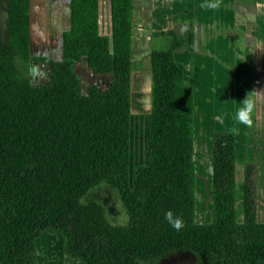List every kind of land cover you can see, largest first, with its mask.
I'll return each mask as SVG.
<instances>
[{"label":"trees","instance_id":"16d2710c","mask_svg":"<svg viewBox=\"0 0 264 264\" xmlns=\"http://www.w3.org/2000/svg\"><path fill=\"white\" fill-rule=\"evenodd\" d=\"M68 28L47 80L12 81L13 48L0 44V264H35L34 241L60 233L63 252L84 264H145L185 250L202 264H264V222L255 220V173L244 166L242 222L235 220V137L210 140L211 221L193 223V92L173 53L150 49L146 158L125 156L130 105L129 40L112 15V46L98 29L99 0H67ZM127 17V8L122 10ZM111 31V30H110ZM191 49L192 31L187 32ZM42 61V58H33ZM91 74L82 89L74 66ZM107 77L101 84L96 78ZM99 183L116 190L126 223L83 196ZM171 210L185 226L164 219Z\"/></svg>","mask_w":264,"mask_h":264},{"label":"rangeland","instance_id":"374dc122","mask_svg":"<svg viewBox=\"0 0 264 264\" xmlns=\"http://www.w3.org/2000/svg\"><path fill=\"white\" fill-rule=\"evenodd\" d=\"M229 9V7H226ZM238 19H235L238 27L248 32L246 43H251L255 49L248 47L249 57L247 67L233 55L219 54L216 43L209 39L202 38L196 34V42L191 46L188 60L183 66L185 83L192 88L193 92V124H192V162L194 169L193 179V223L203 224L211 221V178H210V140L214 131H231L236 136V207L235 220L242 222V197L239 194L240 181L244 174V166L252 164L253 174L256 173L255 189V220L264 221V21H256L255 9L243 4H237L232 8ZM263 19V18H262ZM209 28V26H207ZM253 34H250V33ZM232 34V28H230ZM262 33V34H261ZM252 36V37H251ZM259 39L256 40V37ZM169 38V37H168ZM167 39L151 40L149 49L164 50L167 47ZM261 40V41H260ZM260 42L262 47L260 48ZM134 46H135V42ZM257 43V44H256ZM238 53L237 44L230 43ZM259 46V47H258ZM184 48V47H182ZM180 48V49H182ZM145 48L140 60L139 68L147 69V55ZM148 49V50H149ZM179 49V50H180ZM139 57V56H138ZM25 62L20 65L16 59V72L11 73L12 81L24 79L28 85H39L47 80L46 60H58L60 58V39L57 40V48L51 55L44 56L42 63ZM36 58V57H35ZM175 59V58H174ZM176 60V59H175ZM177 61V60H176ZM38 62V61H37ZM45 62V64H44ZM48 63V62H47ZM19 64V65H18ZM75 72L81 80V87L84 89L90 81L91 74L81 61L74 67ZM148 72V70H146ZM144 76L132 72L130 82V109L127 117L126 148L124 155L129 157V163H144L146 158V131L147 113L149 110V73ZM150 72V71H149ZM186 72V74H185ZM148 74V75H147ZM104 84L108 78H96ZM260 91L255 96V110L253 113V126L251 128L239 124L235 120V113L240 107L239 102L250 91ZM243 181V180H242ZM99 203L105 212L106 219L115 225L126 223V214L121 206L118 194L115 189L105 183H99L87 191L83 198ZM48 234L49 241L53 243L51 254L56 257L65 256L63 252V237L60 233L43 231L37 238ZM53 236V237H49ZM41 238V237H40ZM79 264H84L77 261ZM145 264H202L198 257L185 250L174 251L165 256L143 261Z\"/></svg>","mask_w":264,"mask_h":264},{"label":"crops","instance_id":"0c3cea01","mask_svg":"<svg viewBox=\"0 0 264 264\" xmlns=\"http://www.w3.org/2000/svg\"><path fill=\"white\" fill-rule=\"evenodd\" d=\"M216 3H218L217 7H209ZM237 4H243L245 7L251 5L255 9L257 23L264 21V0H99L97 3L98 29L100 33L109 36L112 46L113 31L110 26H113L112 15L115 10L117 21L115 24H121L129 40V86L132 72L144 76L143 73L148 70L150 78L148 61L147 69L139 68V59L144 54L142 51L145 48L149 53L153 39L157 41L170 38L172 35L180 36L183 38L180 48H184L176 49L173 56L181 65L185 66V63L190 62L188 58L191 51L186 42L189 29L192 31L191 46H194L198 33L202 38H210L212 42H215L219 54L226 55L227 52L230 55L232 49L233 55H238V58H241L240 61L249 67L248 60L243 58L248 54L243 56V53H247L248 47L252 50L255 47L244 41L248 32L238 27L234 21L238 18L232 12V8L235 9ZM126 8L127 17L125 18L122 10ZM68 21L67 0H0V44H9L13 48L14 67H16V59L19 60L20 65L30 62L32 57L43 59L57 48V40L60 39L61 32L68 28ZM230 28H232V34ZM262 33L264 34V31ZM261 38L264 40L263 36ZM258 39L259 36L256 37V40ZM230 43L237 44L239 47L237 50L242 53H238ZM257 43L261 48L260 42L257 41ZM43 61H33V63L38 64ZM48 61H45L46 64ZM15 70L19 71L17 68ZM183 77L186 78L184 72ZM234 137V158L236 160L235 134ZM241 179L243 180L242 177ZM242 180L239 188L240 197H242ZM236 187L237 185L234 187V197ZM256 187L257 185L255 189ZM37 237L34 241L35 264H79L77 260L67 255L55 258L51 254L53 243L50 242L51 240H43L48 239V234L40 236L41 238ZM49 237L53 236L49 234Z\"/></svg>","mask_w":264,"mask_h":264},{"label":"clouds","instance_id":"9594fccd","mask_svg":"<svg viewBox=\"0 0 264 264\" xmlns=\"http://www.w3.org/2000/svg\"><path fill=\"white\" fill-rule=\"evenodd\" d=\"M218 3L211 4L209 7H217ZM260 91H250L246 93L244 98L239 102L240 107L235 113V120L248 128L253 126V113L255 110V96L259 95ZM164 219L166 222L176 231H180L184 226L182 217L175 215L171 210L164 213Z\"/></svg>","mask_w":264,"mask_h":264}]
</instances>
